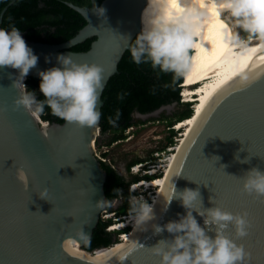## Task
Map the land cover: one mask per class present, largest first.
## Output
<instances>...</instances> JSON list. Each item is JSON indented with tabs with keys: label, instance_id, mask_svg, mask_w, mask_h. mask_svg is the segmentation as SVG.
I'll return each instance as SVG.
<instances>
[{
	"label": "water",
	"instance_id": "95a60500",
	"mask_svg": "<svg viewBox=\"0 0 264 264\" xmlns=\"http://www.w3.org/2000/svg\"><path fill=\"white\" fill-rule=\"evenodd\" d=\"M146 2L104 0L99 8L70 3L87 25L62 44L32 41L22 33L39 56L25 80L55 65L59 53L70 54L78 63L100 64L105 78L98 103L102 117L104 90L141 32ZM1 21L2 17L0 25ZM90 38H96L90 50L71 51ZM17 74V69L0 67V264H97L99 256L85 260L68 253L64 246L75 242L83 248L107 212V172L94 155L101 118L96 128H81L66 121L46 122L45 128L40 113L33 115L15 105L19 89L13 82ZM175 105L136 115L141 119L155 117ZM252 167L264 170V57L223 86L204 110L155 207L156 222L163 225L179 219L178 214H186L175 198L163 211L166 190L174 184L177 190L198 188L202 201L198 199L194 206L205 215L195 209L193 215L201 226L215 235L216 225L204 224L207 208L214 206L246 214L248 234L237 242L250 253L249 264H264V197L243 190V176ZM44 188L48 189L46 199L39 195ZM151 226L130 239L137 248L124 264H159L150 247L173 234L167 230L156 234ZM227 231L235 238L231 225ZM107 264L120 261L112 257Z\"/></svg>",
	"mask_w": 264,
	"mask_h": 264
},
{
	"label": "clouds",
	"instance_id": "9594fccd",
	"mask_svg": "<svg viewBox=\"0 0 264 264\" xmlns=\"http://www.w3.org/2000/svg\"><path fill=\"white\" fill-rule=\"evenodd\" d=\"M221 9L228 11L235 25L243 32L264 40V0H148L142 14L143 28L130 49L133 61L136 64L150 62L153 68L172 73L173 81L181 78L187 80L198 55L197 46L200 41L197 37L201 36L209 14L219 15ZM100 11L104 14L105 9L100 7ZM230 39L234 46H244L246 43L238 32L232 34ZM45 59L50 61L51 57L46 56ZM38 61L39 56L27 44L20 28L15 25L9 28L0 27V67L9 66L18 70L13 82V86L19 89L15 105L23 106L33 115L43 113L45 107H48L54 115L68 123L81 128L98 127L101 118L98 103L105 79L102 66L97 63H78L70 54H57L55 65L38 70L39 91L44 97L38 99L36 91L30 90L24 83ZM181 96L182 102H186L184 87ZM120 99H123V94H120ZM186 103L196 105V102ZM119 117L120 112L117 110L115 119L109 117V122L115 124ZM179 124L174 127L176 131L181 129H177ZM236 158L239 159L238 154ZM134 166L131 167L133 173H145L144 176L154 179L161 177L165 170H158L153 174L149 172L151 167L146 169L143 164ZM137 167L140 168L139 171L133 169ZM141 181L130 185V190L137 193L129 197L131 215L127 216H132L133 226L130 224L117 230L112 229L117 223L123 224L126 221L124 217L127 216L118 218L113 214L110 217L114 220V224L108 228L111 231L120 232L131 227L128 233L120 234L119 242L123 241L124 234L130 235L133 229L147 231L146 226L151 224L156 234L165 230L173 234L170 239H160L150 247L153 255L159 257V264H249L250 253L246 252L242 243L237 242L238 238L248 234L249 221L246 214L233 213L219 206L207 208L204 224L216 225L215 235H209L208 230L201 226L193 215V209L197 211L194 202L198 199L202 201L199 189L185 187L183 190H177L174 184L170 191L166 190L164 193L167 206L163 211L167 210L175 198L186 209V214H178L179 219L160 225L156 222L157 212L152 202L153 195L150 197L151 192L139 193L140 189L150 188L132 189L134 184ZM243 190L257 197H264V170L258 167L248 169L243 176ZM155 192L154 189V194ZM47 193L48 189L44 188L39 195L46 199ZM141 195H146L147 199ZM149 197L151 201L148 200ZM102 201L104 200L100 202ZM197 212L201 216L205 215L204 212ZM229 225L235 229V238L227 231ZM136 248L135 241L125 238V241L115 245L114 249L101 253L97 264H107L112 257L124 264Z\"/></svg>",
	"mask_w": 264,
	"mask_h": 264
},
{
	"label": "trees",
	"instance_id": "16d2710c",
	"mask_svg": "<svg viewBox=\"0 0 264 264\" xmlns=\"http://www.w3.org/2000/svg\"><path fill=\"white\" fill-rule=\"evenodd\" d=\"M104 0H0V20L1 27L9 28L15 25L20 28L22 33L29 40L50 43L62 44L74 38L86 25L87 21L78 11L69 6L74 4L79 7L96 8L102 4ZM254 36H251L252 38ZM247 39H249L247 37ZM246 39V40H247ZM96 38H90L85 42L71 48L74 52H86L90 50L92 43ZM134 45V41L132 46ZM184 79L173 81L172 73L161 72L158 68H153L150 62L136 64L132 57L131 51L128 50L118 68V73L115 74L109 81L104 90L102 100L101 117V133L112 135L111 140L107 145L123 141L126 139L125 132L130 127L136 124L143 123L140 119L135 121V115L153 113L158 109L173 105L183 107L181 112L175 114L174 117L168 119L166 115L164 120L167 121L170 136L167 143L159 148L156 152H162L164 155L169 154L168 148L175 147L174 141L177 135L174 127L191 118L194 113L193 106L195 104L182 102L181 93L183 91L182 84ZM25 84L30 90L36 91L38 99H43V94L39 91L40 77L32 76L25 80ZM120 94H123V99H120ZM117 110L120 112V117L115 124L109 122V117L115 119ZM41 114V118L49 123H64V120L54 115L50 108L45 107ZM108 154L104 153L103 158ZM152 162L159 161L152 154ZM161 159V158H160ZM142 160L134 159L128 166L130 168L136 164H142ZM102 167L107 172V181L105 184V193L107 196V212L114 213L118 218L131 215L129 208V197L136 195V192L130 190V185L139 182L142 179H154L150 176L134 175L131 181L127 180L125 175H122L112 164H108L101 160ZM114 189H119L115 191ZM124 200V204L114 210L112 204L114 201ZM149 201L150 197L148 198ZM114 224V220L108 218L105 220L103 215L95 229L91 240L81 248L86 254H93L96 250H105L120 241V234L128 233L131 227H128L120 232L111 231L108 228Z\"/></svg>",
	"mask_w": 264,
	"mask_h": 264
},
{
	"label": "bare ground",
	"instance_id": "6f19581e",
	"mask_svg": "<svg viewBox=\"0 0 264 264\" xmlns=\"http://www.w3.org/2000/svg\"><path fill=\"white\" fill-rule=\"evenodd\" d=\"M147 4L148 0L143 11ZM142 28L143 23L141 22V30ZM232 34H235V30L230 24L229 13L227 10L221 9L219 10V15H216L215 13L209 14L207 22L202 29L201 36L197 37L200 44L197 46L198 55L196 56L195 66L189 78L187 80L184 79L183 84L186 102H196V105L194 106L195 111L191 118L178 125L177 129L185 126L186 130L180 140L181 143L176 146L174 149L175 151H173L172 155L169 157L168 165L166 166L163 175L150 181L142 180L139 184V186L147 189H156L153 200L155 207L159 202L181 152L208 104L223 86L244 72L257 60L264 57V40L260 38L252 39L245 43L244 46H234L230 39ZM201 47L206 49V51H201ZM194 85H197L198 87L196 89L192 88ZM195 93L196 95H194ZM45 126H47V124ZM139 170L140 169L138 168L136 169V171ZM157 172L158 171H154L152 173L154 174ZM111 216L112 215L109 217ZM128 219L129 220L126 223L115 224V227L112 229L117 230L119 228H124L129 224H132L133 226L132 216ZM138 231L139 230L133 229L130 235L124 234L122 236V242L125 241V238L130 240ZM119 243L121 242H118L117 244ZM115 245L102 251L98 249L91 255L84 253L75 242L66 243L64 248L73 256L88 260L100 256L101 253L114 249Z\"/></svg>",
	"mask_w": 264,
	"mask_h": 264
},
{
	"label": "rangeland",
	"instance_id": "374dc122",
	"mask_svg": "<svg viewBox=\"0 0 264 264\" xmlns=\"http://www.w3.org/2000/svg\"><path fill=\"white\" fill-rule=\"evenodd\" d=\"M229 20L231 26L235 30V33L238 32L240 36L246 41V43L248 41H251L252 39H258V37L255 35H252L254 37L250 38L251 36H249L248 33L243 32L242 29H240L238 26L235 25L234 19L230 15H229ZM247 37L249 39H247ZM197 87L198 86H196V88ZM194 95H196V93ZM183 109H184L183 107H179L175 105L173 108L169 110L162 111L158 116L142 119L143 123L136 124L133 127H130L129 129L126 130L125 140L112 143L111 145H107V143H109V141L111 140L112 135L110 133L106 135H102V133H100L95 140L94 155L99 161L102 160L107 162L108 164L109 163L112 164L117 170H119L121 173H124L125 176L127 177V180L129 181L132 180L134 175H137L133 173L131 168L130 171L132 172V174L128 170V166L134 159L142 160L143 162L142 164L145 166L146 169H150V167L152 168V166L156 167V166H161L162 164H166L167 158L171 156L170 154L173 153L172 152L173 150L168 148L169 154H165V155L162 152H156L157 148L167 143L168 137L170 136V131L168 129L167 121L164 120V116L166 115L168 119H171L172 117L175 116V114L181 112ZM140 119H141L140 117L135 115V121H138ZM41 121L44 126L47 124L42 118ZM185 130H186L185 126L178 131L175 130L177 132L176 138L174 140L176 142V146H178L181 143L180 140L182 139ZM104 153L108 154V156L103 158ZM152 154H154L156 158H159V161L157 160V162H152L151 161L153 159ZM144 174L145 173H142L141 175L144 176ZM154 189L155 188L153 189L150 188L148 190L140 189L139 193L142 194L145 192H151L150 197L151 195H153L154 197L155 196ZM146 195L149 196L148 193H146ZM146 195H142V196L145 199H147ZM123 204H124V200L120 199L118 201H114L112 207L114 210H116ZM113 214L114 213L103 212L102 215L103 218L107 220L108 218H110L109 216ZM124 222L126 223V221Z\"/></svg>",
	"mask_w": 264,
	"mask_h": 264
},
{
	"label": "built area",
	"instance_id": "2783aa9c",
	"mask_svg": "<svg viewBox=\"0 0 264 264\" xmlns=\"http://www.w3.org/2000/svg\"><path fill=\"white\" fill-rule=\"evenodd\" d=\"M176 148V146L175 147H173V148H170L171 150H173V151H175L174 149ZM172 151V152H173ZM170 155H172V153L170 154ZM168 159H169V157L167 158V163L166 164H162L161 166H152V168L150 169V173H152V172H154V171H158V170H164L165 168H166V166L168 165ZM137 168H139V167H137ZM137 168H133L135 171H136V169ZM158 168V169H157ZM140 169V168H139ZM139 184L140 183H138V184H134L133 186H132V189L133 190H135V189H137V188H140L141 186H139ZM142 196V195H141ZM155 197V196H154ZM154 197H153V200H154ZM128 218H131V216H127V217H124V219L126 220V222H128Z\"/></svg>",
	"mask_w": 264,
	"mask_h": 264
},
{
	"label": "snow or ice",
	"instance_id": "6c2138e0",
	"mask_svg": "<svg viewBox=\"0 0 264 264\" xmlns=\"http://www.w3.org/2000/svg\"><path fill=\"white\" fill-rule=\"evenodd\" d=\"M201 51H206V49H203V48L201 47Z\"/></svg>",
	"mask_w": 264,
	"mask_h": 264
}]
</instances>
